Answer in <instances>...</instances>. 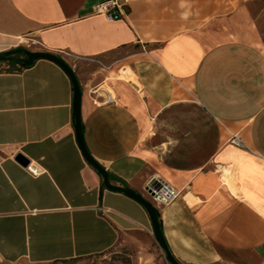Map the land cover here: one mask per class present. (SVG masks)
<instances>
[{
	"label": "crops",
	"instance_id": "crops-1",
	"mask_svg": "<svg viewBox=\"0 0 264 264\" xmlns=\"http://www.w3.org/2000/svg\"><path fill=\"white\" fill-rule=\"evenodd\" d=\"M103 1L0 0V53L34 46L74 70L84 143L111 184L150 201L158 176L180 193L155 207L180 264H264V50L237 33L251 27L237 22L236 0H123L111 21L94 11ZM72 103L52 62L0 71L6 262L71 261L121 235L154 238L145 209L103 188L84 160ZM17 155L43 172L33 177Z\"/></svg>",
	"mask_w": 264,
	"mask_h": 264
},
{
	"label": "rangeland",
	"instance_id": "rangeland-1",
	"mask_svg": "<svg viewBox=\"0 0 264 264\" xmlns=\"http://www.w3.org/2000/svg\"><path fill=\"white\" fill-rule=\"evenodd\" d=\"M237 22L249 23L245 31L237 33L247 41L264 50V0H236ZM30 51H39L34 46L24 47ZM7 69V62H0V70ZM0 264H32L24 261L9 263L0 258ZM50 264H169L157 242L151 236L142 233L121 235L117 243L108 251L86 258Z\"/></svg>",
	"mask_w": 264,
	"mask_h": 264
},
{
	"label": "water",
	"instance_id": "water-1",
	"mask_svg": "<svg viewBox=\"0 0 264 264\" xmlns=\"http://www.w3.org/2000/svg\"><path fill=\"white\" fill-rule=\"evenodd\" d=\"M19 52H23L27 58L18 59L12 57L13 54ZM37 60H46L54 63L67 75V77L71 81L73 87L72 109H73V123H74L75 137H76L77 145L80 149V152L84 160L100 175V177L102 178V184L106 189L125 194L127 197L133 199L145 209L150 219L154 239L157 242L158 246L160 247L161 251L163 252L166 261L169 264H180L171 254L166 244L162 230L160 228L159 219L157 216V210L155 209V207L146 198H144L134 190L111 184L110 176L107 173V171L99 163H97L87 151L81 129L82 90L74 70L60 56L47 51H30L23 48H17L0 53V62L11 61L24 66H31L34 63V61ZM16 158L22 165L24 166L27 165L28 161L21 155H17Z\"/></svg>",
	"mask_w": 264,
	"mask_h": 264
},
{
	"label": "built area",
	"instance_id": "built-area-1",
	"mask_svg": "<svg viewBox=\"0 0 264 264\" xmlns=\"http://www.w3.org/2000/svg\"><path fill=\"white\" fill-rule=\"evenodd\" d=\"M125 3V2H124ZM123 0H105L103 2L97 3L94 6V11L105 15L108 20H118L125 15ZM99 63V62H98ZM91 94L95 98L94 89L91 90ZM229 143L240 148H246L245 143L237 134H233ZM25 170L36 177L40 175L43 171L36 165L30 163L25 167ZM145 193L149 198V202L154 207H164L175 201L180 193L166 181L158 176H154L146 183ZM102 214L109 212V209L99 208Z\"/></svg>",
	"mask_w": 264,
	"mask_h": 264
},
{
	"label": "trees",
	"instance_id": "trees-1",
	"mask_svg": "<svg viewBox=\"0 0 264 264\" xmlns=\"http://www.w3.org/2000/svg\"><path fill=\"white\" fill-rule=\"evenodd\" d=\"M29 67L30 66H24V65L17 64V63H14V62H7V69L0 70V71H20L22 69H26V68H29ZM102 187L104 188L103 184H102ZM157 216H158V213H157Z\"/></svg>",
	"mask_w": 264,
	"mask_h": 264
},
{
	"label": "flooded vegetation",
	"instance_id": "flooded-vegetation-1",
	"mask_svg": "<svg viewBox=\"0 0 264 264\" xmlns=\"http://www.w3.org/2000/svg\"><path fill=\"white\" fill-rule=\"evenodd\" d=\"M24 49V48H23ZM12 57H15V58H18V59H25L27 58L23 52H19V53H16V54H13ZM7 62H11V61H7Z\"/></svg>",
	"mask_w": 264,
	"mask_h": 264
}]
</instances>
